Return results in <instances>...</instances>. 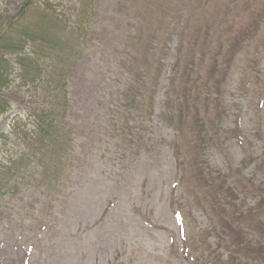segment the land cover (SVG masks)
Returning a JSON list of instances; mask_svg holds the SVG:
<instances>
[{"label":"rangeland","instance_id":"rangeland-1","mask_svg":"<svg viewBox=\"0 0 264 264\" xmlns=\"http://www.w3.org/2000/svg\"><path fill=\"white\" fill-rule=\"evenodd\" d=\"M26 1L0 0V33ZM32 1L40 7L46 0ZM52 4L75 20L78 0ZM92 11L93 39L69 79L71 147L63 178L51 177L52 186L40 180L36 166L17 174L8 170L35 128V91L21 83L19 66L9 59L13 72L1 95L11 109L0 117V136L13 125L16 135L0 137V264H187L171 260L172 243L182 235L179 210L191 231L205 222L198 206L189 204L199 186L188 139L177 150L171 146L174 132L153 118L144 124H155L150 142L138 146L111 129L109 115L127 85V68L139 73L146 56L142 48L133 57V48L163 42L169 65L204 60L200 69L208 85L199 84L218 108L206 116L223 119L226 112L223 134L232 139L211 160L221 164L228 156L239 164L246 158L252 164L245 172L250 171L262 153H255V140L261 136L258 145L264 144V29L254 49L244 42L247 32L240 33L256 29L249 23L257 12L264 15V0H95ZM229 42L241 45L233 52ZM221 63L231 70L215 77L212 69Z\"/></svg>","mask_w":264,"mask_h":264},{"label":"trees","instance_id":"trees-1","mask_svg":"<svg viewBox=\"0 0 264 264\" xmlns=\"http://www.w3.org/2000/svg\"><path fill=\"white\" fill-rule=\"evenodd\" d=\"M94 1L78 0L75 20L70 22L53 9V0H46L40 7L27 0L4 24L0 33V117L11 109L1 95L13 72L9 59L19 66L21 83L35 91L32 110L35 128L28 133L30 142L23 153L10 159V173L17 174L33 165L40 180L46 179L50 186L55 184L51 182H60L63 178V165L72 142V130L66 124L69 79L93 39L89 29ZM262 23L264 15L257 12L254 23H249L256 29L248 32L246 28L240 33L247 32L248 39L244 42H248V46L253 48L264 29L257 25ZM149 45L143 42L136 51L133 48V57L142 48L146 56L139 57V73L127 68L128 82L113 106L109 122L123 140L138 146L150 142L155 124L150 128L144 124L146 119L153 123V118L159 126L164 124L174 132L171 146L174 143L177 150L186 142L184 138L188 139L187 147L193 152L191 158L198 171L193 181L199 186L195 201L189 204L198 206L197 211L205 222L197 231H191L187 217L179 210L182 235L172 243L176 257L173 255L171 260L182 258L187 264H264V144L263 147L258 145L262 142L261 136L255 140L254 148L255 153L259 150L262 153L253 161L250 171L245 172L252 164L246 158L239 164L228 156L221 164L213 162L212 152L219 155L224 152L232 136L223 134L227 129L226 112L223 119L206 116L209 110L217 114L218 108L199 84L203 81L208 85L207 75L202 73L204 67L200 69L204 60L196 56L197 63L169 65L164 62L166 44ZM240 45L229 42L227 47L235 52L234 47ZM177 47L178 43L173 50ZM151 51L154 56L149 59ZM221 64L212 69L216 71L213 72L215 77L217 73L223 74L220 71L231 70ZM13 128L0 137L5 140L10 135L15 136L16 126ZM3 180L0 178V182Z\"/></svg>","mask_w":264,"mask_h":264}]
</instances>
